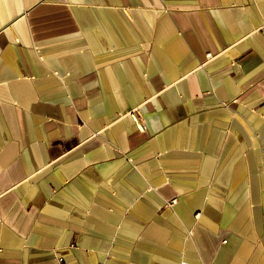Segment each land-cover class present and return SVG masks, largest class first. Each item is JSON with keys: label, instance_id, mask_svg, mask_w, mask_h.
Here are the masks:
<instances>
[{"label": "crops", "instance_id": "crops-1", "mask_svg": "<svg viewBox=\"0 0 264 264\" xmlns=\"http://www.w3.org/2000/svg\"><path fill=\"white\" fill-rule=\"evenodd\" d=\"M183 260L264 264V0H0V264Z\"/></svg>", "mask_w": 264, "mask_h": 264}, {"label": "built area", "instance_id": "built-area-1", "mask_svg": "<svg viewBox=\"0 0 264 264\" xmlns=\"http://www.w3.org/2000/svg\"><path fill=\"white\" fill-rule=\"evenodd\" d=\"M209 56H210V54H209ZM174 202H175V200H173V201L171 202V204H173ZM59 260L61 261V263L64 262V258H63L62 256L59 257ZM181 264H192V263H189V262H187L186 260H183V261H181Z\"/></svg>", "mask_w": 264, "mask_h": 264}]
</instances>
